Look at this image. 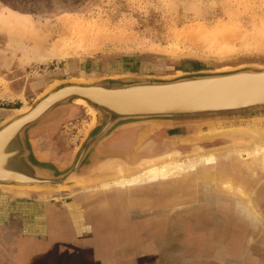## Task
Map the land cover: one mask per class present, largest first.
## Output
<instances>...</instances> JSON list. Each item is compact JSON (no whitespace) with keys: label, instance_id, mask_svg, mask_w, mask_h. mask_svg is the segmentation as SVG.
Instances as JSON below:
<instances>
[{"label":"rangeland","instance_id":"374dc122","mask_svg":"<svg viewBox=\"0 0 264 264\" xmlns=\"http://www.w3.org/2000/svg\"><path fill=\"white\" fill-rule=\"evenodd\" d=\"M0 50L2 123L66 78H170L264 67V0H0ZM252 118L264 127V108L177 117L171 128L157 130L152 124L143 142L159 148L189 131L206 130L213 121L237 125L250 124ZM90 125L89 110L77 107L30 138L41 151H52L51 160L65 161ZM141 128L121 129L112 137ZM111 140L102 146L117 149ZM206 143L205 150L230 145L229 136ZM92 185L100 183L48 194L26 191L27 196L2 190L6 197L21 199L14 207L38 216L39 233L49 232L53 241L70 245V258L49 260L28 252L27 264H264L263 200L257 208L263 220L255 227L230 207L232 194L223 204L206 200L183 210L174 208L177 202H153L156 188L145 205L129 207L139 192L152 189L117 194L91 190ZM114 195H126L127 204L111 209ZM28 213L20 218L25 223Z\"/></svg>","mask_w":264,"mask_h":264},{"label":"water","instance_id":"95a60500","mask_svg":"<svg viewBox=\"0 0 264 264\" xmlns=\"http://www.w3.org/2000/svg\"><path fill=\"white\" fill-rule=\"evenodd\" d=\"M246 79L264 85V67L189 72L170 78L116 77L89 81H56L37 98L36 103L25 111L26 113H14L0 124V188L48 194L101 183L99 176L108 178V175H112L98 168V163L108 160L105 155H95V150L101 142L108 140L121 129L149 124H154L155 129L171 128L177 117L264 107V101H242L240 98H232L235 95L226 94L229 90L248 86L253 89L259 87L253 83L242 85L241 82ZM105 85L121 86L115 91L117 93L143 91L145 99L142 100L136 95L130 100V96L128 99L119 93L122 98L130 100L127 101L129 106L121 105L118 109H113L107 101L97 99L92 94L98 89L101 92L113 91L102 89L101 86ZM65 88L84 91L75 90L66 98L54 101L35 119L25 120L27 122L23 123L20 135L13 134L11 130L18 122L28 117L52 94ZM218 90L228 98L225 97L224 101H221V96L216 93ZM209 93L211 95L207 97ZM73 105L92 108L93 125L86 131L84 139L69 160L53 161L51 154L41 151L37 143L30 138V134L43 126L57 123L63 117L64 110ZM6 138H9L7 142Z\"/></svg>","mask_w":264,"mask_h":264},{"label":"bare ground","instance_id":"6f19581e","mask_svg":"<svg viewBox=\"0 0 264 264\" xmlns=\"http://www.w3.org/2000/svg\"><path fill=\"white\" fill-rule=\"evenodd\" d=\"M241 83L242 85L253 83L259 87L253 89L248 86V88L229 90L226 94L235 95L232 98H240L242 101L247 99L264 101V85L251 82L247 79ZM117 86H101L104 90L113 91L101 92L98 89L97 92L94 91L92 94L97 99L100 98L107 101L113 109H118L121 105L128 107L127 101L133 100L136 95H139L142 100L145 99V92L143 91L119 92L128 99L130 96V100L124 99L119 93L115 92L121 88V86ZM75 90L84 91L81 89L65 88L52 94L34 112L14 126L11 130L13 134L20 135L23 123L27 122L25 120L35 119L51 103L66 98L68 94ZM100 92L104 94L101 95ZM216 93L218 96H221V101H224L225 97L228 98V96H223L222 91L218 90ZM210 95L209 93L207 97H210ZM27 110L20 109L14 113H26L25 111ZM88 110L92 115L93 125L94 111L89 107ZM10 117H7L5 120ZM249 122L250 124L239 122L237 125L232 123L221 125V122L213 121L209 123L206 130L197 128L194 131H189L186 136H176L167 145V141H164L163 143L165 144L159 148H155L152 141V143L147 142L145 144L143 142L154 128L150 124L145 125L147 127L140 126L142 127L141 130L133 135L122 132L113 138V134L110 137L112 138L111 141H115V145L119 149L102 146L103 141L95 150L96 156L105 155V158H108V160L98 163V168L107 173H112V175H108V178L103 177L104 175L99 176L98 178L101 180L100 185H92L91 190L101 189L105 192L114 190L117 194H125L126 192L130 193V191H134L136 188L142 189L141 191L151 188L152 191L150 192L149 190L146 194L139 192L136 202L135 199L134 201H130L129 207H134L137 203L143 205L147 200L152 199L150 197H152L154 189L157 188L156 192L158 194L156 195V199H152L154 200L153 202H156L158 198L160 203V200L171 201L172 204L177 202L178 206L174 208L183 210L186 207L196 206L197 203L206 202V200L213 201L211 204H220L228 194H232L235 201L231 203L230 207L236 208L244 219L249 220L250 224L256 227L263 220L261 218L262 215L257 212V208L260 205V200L264 201V187L261 188L264 183V127L259 118H252ZM197 126H200V124L197 123ZM218 136H229L230 145L220 151L203 149V146L208 145L206 140L209 141ZM247 136L249 138L254 136L255 139L259 136L260 140L258 142L255 140L246 141ZM8 139H5L6 142ZM183 152H185V155H183ZM2 175L5 176V174ZM87 189L89 190L90 188ZM8 192L14 193L17 196H25L27 194L26 191L8 190ZM124 198L114 195V198L112 197L108 203L109 205H107L111 209L117 205L125 206L127 203L124 204L126 201ZM239 242L240 240H237L235 243L239 244Z\"/></svg>","mask_w":264,"mask_h":264},{"label":"crops","instance_id":"0c3cea01","mask_svg":"<svg viewBox=\"0 0 264 264\" xmlns=\"http://www.w3.org/2000/svg\"><path fill=\"white\" fill-rule=\"evenodd\" d=\"M77 107L83 106L73 105L65 109L64 115L59 121L66 117H70ZM44 127L46 126L42 128ZM45 152L51 153L52 151L46 150ZM18 200L21 199L2 195V189L0 188V264H27L30 257L28 252L36 255L35 257H45L49 260L70 258V245L53 241L49 232L48 234L39 233V222L36 219L38 216L32 215L33 213L31 210L28 213V211L21 209L20 205H18V208L14 207L13 204L17 203ZM27 213L29 218L25 223L20 218ZM8 218H10V221ZM40 237H44L45 240L44 238L40 239ZM22 258L26 263L22 262Z\"/></svg>","mask_w":264,"mask_h":264},{"label":"flooded vegetation","instance_id":"af4514ba","mask_svg":"<svg viewBox=\"0 0 264 264\" xmlns=\"http://www.w3.org/2000/svg\"><path fill=\"white\" fill-rule=\"evenodd\" d=\"M2 50H0V60H2ZM1 64H2V61H1ZM2 66H0V68H1ZM158 146H159V144H158Z\"/></svg>","mask_w":264,"mask_h":264}]
</instances>
